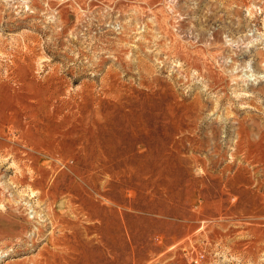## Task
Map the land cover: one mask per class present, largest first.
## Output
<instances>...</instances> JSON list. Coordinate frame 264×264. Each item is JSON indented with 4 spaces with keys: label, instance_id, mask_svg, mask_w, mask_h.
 <instances>
[{
    "label": "rangeland",
    "instance_id": "374dc122",
    "mask_svg": "<svg viewBox=\"0 0 264 264\" xmlns=\"http://www.w3.org/2000/svg\"><path fill=\"white\" fill-rule=\"evenodd\" d=\"M0 264H264V0H0Z\"/></svg>",
    "mask_w": 264,
    "mask_h": 264
},
{
    "label": "bare ground",
    "instance_id": "6f19581e",
    "mask_svg": "<svg viewBox=\"0 0 264 264\" xmlns=\"http://www.w3.org/2000/svg\"><path fill=\"white\" fill-rule=\"evenodd\" d=\"M250 13V12H249ZM252 15H253V13H252ZM262 61H263V59H262ZM243 79V78H242Z\"/></svg>",
    "mask_w": 264,
    "mask_h": 264
}]
</instances>
